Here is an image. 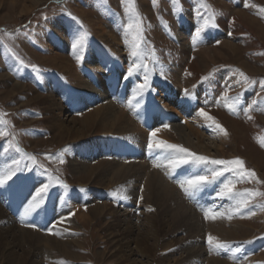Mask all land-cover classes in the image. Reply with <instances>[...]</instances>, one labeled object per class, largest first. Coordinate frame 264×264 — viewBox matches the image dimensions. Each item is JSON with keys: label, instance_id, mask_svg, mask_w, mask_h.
Instances as JSON below:
<instances>
[{"label": "rangeland", "instance_id": "rangeland-1", "mask_svg": "<svg viewBox=\"0 0 264 264\" xmlns=\"http://www.w3.org/2000/svg\"><path fill=\"white\" fill-rule=\"evenodd\" d=\"M134 3L143 29L140 63L147 64L149 69L150 87L144 95L155 110V116L149 115L154 122L151 127L148 122L146 128L139 125L143 139L138 147H144L141 149L144 159L154 163L159 156V150L152 152L147 147L150 139L160 140L159 135L152 137L151 133L161 129L171 132L162 117L165 111L159 105L181 104L192 112L178 117L203 110L224 132L205 118L201 132L208 137L212 131L216 136L218 131L224 140L219 144L220 154L207 155L194 147L179 146L210 160L239 159L244 170L254 172L255 178L236 182L237 177L225 173L208 185L213 189L215 200L206 211L222 215L205 219V209H201L198 217L201 231L197 234L177 229L165 217L155 218L158 214L155 208L132 202L126 207L131 211L127 225L131 228L130 234H123L126 229L123 224L115 230H105L111 219H98L92 227L75 219L64 227L67 233L64 240L75 244L70 249L64 247L69 255L51 247L53 241L63 239L54 235L59 228L53 225L60 221L64 224L73 216L69 206L64 209L65 215H59L65 203L58 207L52 205L50 213L46 210L56 197L65 200L73 193L80 194L82 212L86 214L97 201L115 204L111 196L117 184L108 185V177L104 183H98L95 176L86 177V173L88 168L111 160L118 163L122 158L109 152L87 155L76 151L96 142L107 147L112 138V133L103 132L100 123L85 129L83 137L74 136V132L82 129V117L101 105L99 101H92L79 109L70 108L67 97L77 94V81L90 72L93 88L101 87L109 92L111 87L102 81L100 74L90 70L92 67H86L87 51L95 45L107 50L118 44L125 61L119 73V77L123 74L122 86L129 80L135 85L142 82L144 69L141 67L135 76L124 79L132 59L129 56L131 37L127 36L126 43L125 27L133 17L126 14L127 4L122 5L121 0H0V132L6 133L0 137V161H5L0 173L9 169L17 173L5 187H0V264H264V195L250 199L248 206L239 212L235 211L237 199H221L217 195L229 180L235 182L233 192L264 194V146H261L264 143V89L260 86L264 81V0H156L155 5L153 0H134ZM242 16L247 23L240 20ZM254 26L258 27L254 29ZM100 27H105L114 40L102 34ZM197 28L204 31L193 42ZM84 33L87 36L83 45L74 49L72 44ZM56 42H61L62 48ZM77 55L83 56L79 64ZM32 65L39 71H34ZM172 93L180 100L178 104L171 99ZM122 96L127 98L128 93ZM237 96L241 102L234 104ZM230 104L235 110H229L226 105ZM123 105L119 104L117 109L127 113L128 106ZM56 123L70 129L71 136L60 133L62 129ZM172 140L174 136L169 135L164 142L174 144ZM141 156L135 161H142ZM251 156H256L257 161H251ZM75 158L84 161V169H73ZM213 167L219 166L201 165L195 169L203 173ZM176 171L179 174L181 169ZM44 184L49 185L47 195L42 202L39 198L35 201L40 207L37 214L44 212L47 217L39 224L36 213L26 216L22 209L34 200L36 191ZM141 188V183L136 182L134 189L138 196ZM94 191L102 193V197L95 199ZM89 194L91 199L87 198ZM117 204L118 209L114 207L112 211L114 214L119 211L117 216H121L123 205ZM214 221L223 222L222 227L219 225L220 232L207 229L206 225ZM25 229L39 231L44 238L28 239ZM48 236L54 240H48ZM208 236L228 244L229 251L210 246ZM142 239L145 247L140 244ZM140 247L148 249L145 254L139 252Z\"/></svg>", "mask_w": 264, "mask_h": 264}, {"label": "bare ground", "instance_id": "bare-ground-1", "mask_svg": "<svg viewBox=\"0 0 264 264\" xmlns=\"http://www.w3.org/2000/svg\"><path fill=\"white\" fill-rule=\"evenodd\" d=\"M244 18L245 17L242 16L240 18V20H242V22L245 24V23H247V20H244ZM242 22H240V23L242 24ZM100 28H101L100 32L102 34L110 37L111 39L114 38V37H112V35L110 36V33L108 31H106L105 27H100ZM256 28L254 26V29H256ZM250 30H251V28H250ZM252 33H253V31H252ZM254 34H255V32H254ZM180 37H183V35L180 34ZM61 42L55 43L58 48H62ZM223 45H225V44H223ZM230 47L232 48V46H230ZM224 48H225V46H224ZM205 52H207V51H205ZM121 53L122 52H121L118 44L116 46L112 47V49H107V50L101 49L97 45L93 46L92 49L87 51V56H86L84 64L86 65V67L87 66L92 67V69H90V70L94 71L95 73L100 74L102 81L104 83H106L107 86L111 85L109 92L107 90H104L101 87H98L97 89L93 88L92 84L94 83L93 82L94 80L92 78V74L90 72H88V73H85V75L77 81V94L75 96L67 97V99H68L67 101H68L70 108L79 109L80 107H84L86 105H89L92 101H99L101 103L100 106H95V109L90 114H87V116H85V117L83 116L84 118L82 117V119L80 121V125H81L82 129L80 131H76V133L74 132V136L76 139L84 136V134H85L84 130L85 129H89V127H91L95 124H99V123H100L99 125L101 126V128H103V132L112 133L111 134L112 138L109 140V144L107 147L104 144H102L101 142H96L90 146L89 145L85 146L84 147L85 149H83V150L78 148V150H76V151L84 152L87 155L88 154L89 155H95V154L107 155V153L109 152L110 155L117 154L119 157L122 158L121 159L122 161L116 163L117 161L113 162L111 160L109 163H107V162L102 163L100 165H96V166L91 167V168H88V166L86 165L88 168L87 173L85 172L86 177L95 176L94 178H95V180L98 181V183L99 182L104 183V179H106L108 177L109 179L106 180L108 185H114L115 186L117 184V186H115V189H113V191H114L113 193L116 194L117 198H114L113 195L111 196V194L109 195L113 198V200L115 201V204H113L111 201H109L107 203L97 201V203H95V205L93 207L88 209L89 214L88 213L86 214V213L82 212L83 204L81 202L80 194L73 193L72 195L65 198V200L59 199L58 197H56V201L54 200V203L51 202L53 204L50 203L47 205L46 210L49 211L51 209L52 205H54V207L55 206L58 207V206H62V204L65 203V205L62 206V207H64L62 214H59L62 216L65 215L64 209L67 206H69L71 211H73V216H72V218L70 217V220L66 219L64 224L59 222L58 224L56 223L53 225L54 227L59 228V230L54 231V235H56L58 237H62L63 239L55 242V241H53L54 239L52 237H49V236L47 237L48 240L53 241L51 247H53L55 249H59L60 251H63L66 255H69V252H65L64 247H67V249L68 248L70 249V247L74 246L75 244L71 243L67 239L64 240V238H66L65 236H67V233L64 231V227L72 224L75 219L78 221H81L84 224L88 223L87 225H89L91 227L94 226V224H95L94 222L98 221V219H102V220L111 219L109 224L108 225L106 224L105 230L112 231V230H115L116 228H119L123 224V225H126V229H124L123 234L127 235V234H130V229H131L129 226H127V225H129V222H130L129 221L130 220L129 215L131 214V211L129 208H126V207L129 204H131L132 202H138L140 204L139 206H141V204H143V207H145V208H150V207L155 208L156 214L158 213L155 218L163 219L165 217L174 226H176L177 229L183 228L184 231L197 234L198 232L201 231V228H200L201 223L198 219V217H200L199 212L202 211L201 209H205V211H206V210H209L210 208H212L211 207L212 202H213V200H215V199H213V196H212V193H213L212 190L213 189L210 186L205 187L200 193L196 194L195 197H190V196L187 197L185 195V193L181 190L180 186L176 183V180L183 179L185 177V175L188 176L194 172H199V171H196L195 168H191V166L185 165V166H182L180 168L181 172L179 174L177 173V171H176V173L173 172V174H172V171L170 169H167L166 167H163V166L154 167L153 166L154 164H161L162 163L163 154L161 152L158 153L159 156L156 157V160L154 163H150L144 159L145 158L144 157V151H143V153L141 151V149L144 147L143 146L138 147V145H140V142L143 139L141 129L146 128V126H147L146 122L151 124L150 127L154 124L153 120L151 118H149V115L152 113L155 116V110H154V108H152L150 100H148V98L145 95H143L142 97L136 95V93H137L136 88H134L135 84L132 83V81L129 80L126 83V85L122 86L121 82H122L123 74L121 73V76H120L121 78H120L119 73H120V71H122V69L125 65V61L123 60ZM209 53H210V51H209ZM216 53H217V51H216ZM62 57H61V59H62ZM55 58H56V55H55ZM58 59H60V58H58ZM210 61H211V59H210ZM197 69H198V67H197ZM6 78L9 79V77H6ZM8 79H5V80H8ZM125 92L128 93V97L130 99L128 97L125 98L126 96L125 97L122 96V94H124ZM174 94L175 93H172L173 97L171 99L175 100L178 104L180 102V100H178L177 98H174ZM129 95L132 96V98ZM131 100L133 102H131ZM159 100H161V99H159ZM46 103H48V102H46ZM56 103H58V102H56ZM125 103H126V106H128V108L126 109L128 111L127 113H125V110H123V109H120V110L117 109L119 104L124 106L123 104H125ZM134 103H135V107H132L134 105ZM53 104H55V103H53ZM68 104L66 106H68ZM114 104H116L117 106H115ZM162 105L163 104L159 105L161 107V109L165 111V113H163L162 117L165 118V123L168 124V127L170 128L169 131H171V132H167V130H165V129H161V130H159V132L157 130L156 135H159L160 140L166 141V138L169 135H173L174 140H172V141L175 145L182 144V145H185L186 147H194V148H197L200 152L205 153L207 155H210L211 153L220 154L221 148H220L219 144L221 142H223L224 136H222L218 131L215 130L216 133H218L216 136H214L215 133H214V131H212L211 136L206 137V135L203 132H201V126H203L204 120H205L203 117L199 116L198 113H195V114H189L188 117L180 118V117H178V115H180L182 113H187L189 111L188 108L184 107V105L180 104L177 106L175 104L176 107L172 103H168L167 106L165 104H164L165 106H162ZM190 112H192V111H189L188 113H190ZM147 118L149 120H147ZM162 121H164V120H162ZM57 125L58 124L56 123L57 128L62 129V130H60L61 131L60 133H63V134L67 133V134H70V136H71L72 131L70 129L66 128V126L64 127L62 124L61 125L59 124L58 126ZM139 125L142 128H140ZM67 127H69V126H67ZM236 132H237V130H236ZM234 135H235V133H234ZM140 156L142 157V161H140V162L135 161L136 159L138 160V158ZM252 160L257 161V157L251 156V161ZM83 162L84 161L83 160L81 161L80 159L75 161L76 164L73 165L74 166L73 169L75 171L84 169L85 165ZM123 162H126V163H123ZM4 165H5V161L1 160L0 161V170L2 167H4ZM136 182H140L141 186H142V188L140 189V195L139 196L137 195L138 194L137 191L134 189ZM22 191H23V189H22ZM20 195L22 196V193ZM102 195H103L102 193L94 191L93 197L95 199H99L100 197H102ZM120 195H124L127 198L121 200L118 198ZM87 198L91 199L92 197H90V194H89V195H87ZM37 203L38 202H36L35 200L28 201V203L25 204V206H23L22 211H24L26 216L29 214L36 213V216L38 217L37 221H39V224H41V222H45L44 220L46 219L47 215L45 216L44 212L42 213L43 215L37 214V213H39V211H36V210L40 208L37 205ZM117 203H120L123 205L122 207H120L121 210L123 211V214L122 215L120 214L121 216H117L118 215L117 213H119V211H117L116 214H114V211H112L114 207H116L118 209ZM30 206H34V207L32 208V210L26 212V209H29ZM49 213H50V211H49ZM117 217H124V218L118 219ZM7 218H8L7 221H11L9 217H7ZM58 219H59V217H58ZM147 221H148V219H147ZM149 221H150V219H149ZM219 225H221V227H222L223 222L214 221V222H212V224L210 223V225L209 224L206 225V227L210 231L220 232L221 231L220 229H222V228H220ZM104 226H105V224H104ZM13 227H11V228H13ZM7 230H8V228H7ZM150 230H152V229H150ZM17 233H18V231L16 232V234ZM24 235L27 236L28 239L30 238V239L38 240V241H40V239L44 238L43 233H41L39 231H35V230H30V229H25ZM147 235L149 236V234H147ZM144 237L145 236L143 234V239H144ZM143 239L141 240L142 243H140V244L144 245L143 247H145V244L143 243L144 242ZM147 240H148V238H147ZM146 243H147V241H146ZM117 245L118 244H116V246ZM142 245H141V247H142ZM112 247H113V245H112ZM141 247L138 249L139 252L141 254L142 253L145 254V251L147 248L141 249ZM78 248H80V247H78ZM47 250L49 251V249L46 248V251ZM46 251H45V253H46ZM112 251H113V248H112ZM136 252L138 253V251H136ZM147 253H148V251H147ZM213 264H218V263L214 262Z\"/></svg>", "mask_w": 264, "mask_h": 264}, {"label": "snow or ice", "instance_id": "snow-or-ice-1", "mask_svg": "<svg viewBox=\"0 0 264 264\" xmlns=\"http://www.w3.org/2000/svg\"><path fill=\"white\" fill-rule=\"evenodd\" d=\"M127 4V7L125 8L126 14H130L133 17V20L129 22L125 27V33L126 38L125 42L128 43L127 36L131 37V47L129 49V56L131 59V62L128 67V71L124 79L131 78L136 75L137 72L140 71L141 67L144 69L143 76H142V82L137 83L135 85L136 89L138 90L136 95L137 96H143L145 92L149 90L150 87V81H149V69L147 64H142L140 61L143 59V54L141 51V45L143 43V29L141 26V21L139 14L135 8L134 0H121V4ZM156 0H153V4L155 5ZM245 7H248V4L245 3ZM73 19H75L73 17ZM207 24V22H206ZM215 27V25H213ZM204 31V28H197L192 39L193 42H195L197 39L200 38L201 32ZM87 36V33H84L75 41V43L72 44V47L74 49L80 48ZM77 63L79 64L81 60L83 59L82 55H77L76 57ZM23 67H28V65H23ZM34 71H39V69L35 66H31ZM260 86L262 89H264V81H261ZM240 97L237 96L234 98V104H239ZM255 103V101H253ZM230 111L235 110L233 105H226ZM251 105H249V108ZM247 111V109H245ZM199 116L209 120L212 122V124L215 126L216 129H218L220 132H224V129L221 128L219 124H216L215 121L211 116H208L203 110H201L199 113ZM6 123V122H5ZM6 135V133L0 132V137H3ZM152 137L156 136V132L153 131L151 133ZM261 146H264V143H262ZM148 149L152 152H155L159 150L162 154V163L161 164H154V167L163 166L167 169L172 170L173 172L177 169L181 168L182 166L189 165L194 168H199L201 165L207 166V165H213V166H219V167H213L210 171H206L203 173L200 172H194L191 175L185 176L183 179L176 180V183L180 186L181 190L185 193L186 196L195 197L196 194L200 193L205 187H207L210 184L215 183L217 180L220 179V177L224 176L225 173H232L233 176L237 177L236 182H243L245 180H250L255 178L254 172H248L244 170L243 162L239 159L235 160H220V159H213L210 160L205 156H199L195 155L192 152L188 151L186 148L181 147L179 145L166 143L162 140H153L150 139L149 143L147 145ZM19 151V149H17ZM29 159H32L34 161L33 157H29ZM63 163V160L60 161ZM47 171V170H45ZM15 170H6L3 173H0V187H4L7 185L9 181L13 179V177L16 176ZM259 183V181H257ZM235 186V182L229 180L225 182L220 189V191L217 193V195L223 199L227 197L228 199H237V208L235 209L236 212L240 211V208L247 207L250 199L255 198L256 196L264 195L259 192L255 191H246L244 193L241 192H233V188ZM62 187L67 189V185L63 184ZM49 185L44 184L41 186L35 193V196L33 197L34 200L39 198V200L42 202L43 197L47 195ZM83 191V190H81ZM114 198L116 197V194H112ZM119 199L123 200L127 197L124 195H120L118 197ZM34 206H30L29 209H26L27 211L32 210ZM205 219L212 218L216 219L217 216L222 215L219 212L212 213L209 211H205L204 213ZM62 222V221H60ZM30 227H34V225H27ZM207 243L210 246H213L217 250L222 251H229V245L225 243H221L215 240L214 237L208 236L207 237Z\"/></svg>", "mask_w": 264, "mask_h": 264}]
</instances>
